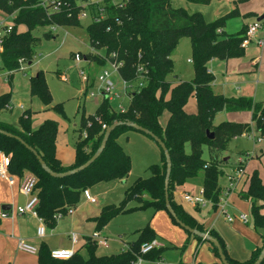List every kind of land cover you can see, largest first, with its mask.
I'll return each mask as SVG.
<instances>
[{
  "label": "trees",
  "instance_id": "trees-1",
  "mask_svg": "<svg viewBox=\"0 0 264 264\" xmlns=\"http://www.w3.org/2000/svg\"><path fill=\"white\" fill-rule=\"evenodd\" d=\"M0 0V14L12 16V29L3 36L0 50L1 68L7 71L20 69V59L32 62L35 45L41 39L34 34L38 27L52 25L76 27L81 25L80 14L90 10L93 20L87 25L89 44L92 49L84 57L88 62L96 61L104 65L110 59L122 61L120 77L137 89L124 110L116 109L105 95L94 114L81 117L80 136L75 143V159L65 165L57 156L56 141L59 123L56 119H46L37 128L33 127V110H25L18 118V125L0 121V128L22 138L34 148L47 165L56 172L72 170L91 158L99 148L106 128L118 121H134L149 129L166 144L172 159L169 182V199L178 218L191 228L208 232L222 245L227 260L231 264H253L262 246L254 250L249 259L239 261L229 255L226 243L218 231L209 229L175 201L174 190L188 181L201 180L204 197L214 207H218L221 197L220 176L224 173L223 153L229 142L236 136L250 133L253 125L249 122L224 120L214 123L216 115L223 111L252 112V122L264 137V102H257L248 96H225L212 88L214 75L209 72L212 59L227 60L242 57L245 48L241 46L248 25L232 34L224 31L229 18L240 16L239 4L249 0H231L234 7L228 13L208 21L201 12H190L183 7H172V0H100L84 4L88 0ZM190 3L207 5L211 0H187ZM56 3L58 8L54 9ZM103 9L104 17L94 20ZM249 15V14H248ZM25 27V30L21 28ZM54 34L45 31L42 37ZM191 39L194 78L189 81L172 83L169 75L174 72L172 58L182 37ZM104 49V55L97 53ZM115 54V56H113ZM143 83V85H140ZM145 83V85H144ZM31 96H38L46 105L52 103L50 90L43 71L30 78ZM191 97L196 99V112L186 111ZM12 93L0 95V113L11 105ZM59 114L64 113L63 104L52 105ZM167 111L166 125L160 121ZM136 130L125 124L117 126L111 133L102 154L82 171L65 177L51 176L41 166L37 156L16 137L0 132V153L10 155L8 174L23 175L32 172L37 177L36 190L39 197L37 212L50 228H54L58 218L76 206L81 194L102 181L120 180L127 177L132 168L131 156L119 142V136ZM213 133V137H209ZM84 133L86 136H84ZM151 137V136H150ZM152 138V137H151ZM153 139V138H152ZM154 140V139H153ZM159 145V144H158ZM187 146L190 152H187ZM160 147V145H159ZM209 149L210 158L204 159V148ZM161 150V162L149 166L150 176L137 178L126 190L119 203L102 207L94 218L96 231H101L116 215L130 211L128 203L135 199L139 208L152 206L156 211L165 210L166 157ZM252 201L251 219L258 229H264V183L258 170L250 176L249 187L242 193ZM170 214V213H169ZM173 222L177 223L170 214ZM198 239L203 238L192 234ZM156 238L154 229L147 224L137 231V238L126 249L117 254L98 255L97 240L87 236L85 243L75 250L69 259L51 256L50 248L42 243L37 251L38 264H131L140 254L141 246ZM264 244V236H263ZM212 250L219 257L217 248ZM164 248H156L148 256L161 259ZM184 264V263H182ZM215 264H223L220 262ZM261 264H264V260Z\"/></svg>",
  "mask_w": 264,
  "mask_h": 264
},
{
  "label": "crops",
  "instance_id": "crops-1",
  "mask_svg": "<svg viewBox=\"0 0 264 264\" xmlns=\"http://www.w3.org/2000/svg\"><path fill=\"white\" fill-rule=\"evenodd\" d=\"M213 1L215 0H211L209 5L212 4ZM227 1L231 7V11L234 7V4L231 0ZM93 2L96 1H87L84 2V4H90ZM217 4L219 5L220 2H218ZM238 8L240 11V16H238V18L242 19V25L240 29L244 24L248 25L249 27L255 21H261L263 23V27L257 31L255 38L246 47H244L245 54L242 57H234L227 60L214 58L209 62L208 70L214 75L215 78L214 82L212 83V88L216 93H221L228 97L248 96L252 97L257 102H264V44L260 45L257 42L258 38H264V0H249L240 3ZM85 12L88 16V11L85 10ZM198 12H202L204 14V8L200 7L198 9ZM81 14L80 19L82 18ZM14 17V15L6 17L0 14V21L3 20L7 24L12 22ZM214 18H218L217 15ZM53 26L54 25L50 26L45 31H51L53 34H56L57 31L63 28V26L58 25L59 27L54 30L52 28ZM21 30H25V27L21 28ZM224 31L226 32L225 29ZM65 34H68V32L65 31ZM90 51H92V49ZM82 56L83 55L80 54L75 55L76 58H81ZM173 57L174 55L172 56V58ZM83 59L85 58L83 57ZM32 62L24 61L21 64L19 70L14 72L8 71L6 78H4V81H6V84L8 85L3 84V87H1L3 88V91H0V94H2L1 92L12 93L11 105H9L6 109L13 111L17 106L21 109L19 116L27 109L32 110L30 105L27 106L28 102L30 103L32 96L30 93V80H26L27 78L24 77L26 75L21 76V72H19L18 74L17 72L22 68H25L24 63L31 65ZM188 62H192V60L188 58ZM1 66L2 65L0 63V70L2 69ZM174 76L177 80L172 83L189 81L179 78L178 74ZM193 76L190 80L194 78ZM67 78L68 77L64 75V79L67 80ZM19 88L21 89L22 93L19 91ZM242 113L244 114H237V116L235 117H230V114H227L226 116L228 120L252 123V131L245 134H252L254 137H256L257 135V141H261V143L264 142V137H262L259 130L254 127V123L252 122V112L246 111ZM35 116L36 115H32V120L35 118ZM40 116L43 117H41L37 126L34 123L35 119L33 120L34 128H37L44 120L52 119L49 118L50 116H46L45 114ZM0 121L10 123L15 126L18 125V122L16 123V121H12V119L9 121L7 118H2L1 116ZM60 129L61 128L59 124V131L56 141L57 156L65 165H69L72 162L73 155L71 156V158L65 159L63 155L58 154L59 146L61 145V138H59ZM62 137L65 138V135H63ZM78 140L79 137L74 142V145ZM62 147L63 150H69V148H65L64 146ZM260 147L262 149L260 148L261 152L259 154V157L260 160H263L264 146L261 145ZM73 150L75 152V146L73 147ZM247 154L248 153H245L243 154V156H240L245 158V161L243 163V174L236 180L235 185L231 187V180L228 179L224 183V185L220 184V202L225 205L224 212H222L219 208L220 204H218V207L216 208L209 200L207 204L203 206L205 208H209L207 213L204 212V208L201 205H193L192 203L184 200L185 193L192 194V192L198 189L200 194L201 190H203L201 180L188 181L183 185L177 186L174 190L175 201L181 204L186 209V211L192 214L199 222L205 224L206 227L218 231L226 243L229 255L239 261H246L247 259H249L252 252L263 245L264 236V229H258L252 223V201L250 199L244 198L242 194L249 187L250 176L253 171L258 170L259 175L264 183V176L260 172L256 160H254V155L251 154L250 157H246ZM226 166H228V163H225L223 169H225ZM231 170L232 171L230 174L235 175L237 173V166L231 167ZM233 170H235V173L233 172ZM132 173L133 161L131 171L125 178L127 179ZM10 177L0 176V264H38L37 251L42 243H45L50 248V250L55 248H73L77 250L85 243V238L87 236L94 237L95 235H99L101 238L102 230L96 231V222L94 220L93 234L87 235L86 231L82 230V224L85 223L87 217L95 218L96 216H98L102 208H100L97 215H93L96 213H93L92 211L90 213H87L86 211L81 210L77 204L76 206L72 207V212H70V208L66 213H71L72 215L69 222L65 223L62 218L64 215H61L58 218L56 226L54 228H50L44 221H41L39 217H36L30 213H20L18 211L19 207L24 206L27 203V201L29 200V196L22 193L20 189L22 176L15 174L11 175ZM123 180L124 178L122 180H115V184L107 186V189H105L104 193L110 194L113 198H119L120 202L123 199L122 196H124L127 188L129 187L127 183H121V181ZM97 187H100V189L102 190L104 186ZM113 190H116L118 194L113 192ZM89 194L91 196H94L90 193V191ZM86 198L88 199L90 204H95L97 202V199L96 202H92L87 196ZM111 200L112 199L109 197V199H107L105 202L111 204ZM261 212L264 213V207L262 208ZM4 213L6 214L5 216H3ZM154 213L155 219L150 226L156 233L155 239L159 240L163 244L164 251L161 259L166 264L170 263L164 257V253L168 248L171 247L178 249V251H182L179 254L180 260L177 262L178 264H215L220 262V257L215 255L212 250V244L209 241L203 239V241L199 242L197 238L190 236L188 234V230H186L182 226L174 224L175 222H173V220L165 214V210H155ZM242 214L246 215V217L248 218L247 221H243L240 218ZM91 215H93L94 217ZM42 224H44L45 226V232L43 235H39L38 228ZM78 230H81V233H79ZM74 234L77 235L78 238V242L76 244L72 241V236ZM20 242H24L25 244L33 246L34 248H36V250L34 252L27 251L20 247Z\"/></svg>",
  "mask_w": 264,
  "mask_h": 264
},
{
  "label": "rangeland",
  "instance_id": "rangeland-1",
  "mask_svg": "<svg viewBox=\"0 0 264 264\" xmlns=\"http://www.w3.org/2000/svg\"><path fill=\"white\" fill-rule=\"evenodd\" d=\"M90 1L92 0H88V2ZM93 1L98 2L99 0ZM218 2H220L219 5L217 4ZM171 5L172 7L176 8L183 7L190 12H197L200 7L204 8V14L202 12L201 13L208 21L215 19L214 17H216V15L217 17H220L221 15L228 13L231 9L227 0H215L210 5L194 4L188 2L187 0H172ZM87 11L88 16L81 18L80 26L63 27L50 38L42 37L43 32L47 29V27H38L35 29L33 31L34 34L41 39L35 45V55L33 57V62L31 65L24 63L25 68H22L17 72V74L21 72V76L26 75L24 76L27 78L26 80H30L31 76L36 75L39 71L44 72L50 90L52 103L46 105L38 96H32L30 103L28 102L27 106L30 105L33 110V115H36L34 118V123L36 126L38 125L41 117H43L40 115L43 114L46 116L48 115L50 116L49 118L56 119L58 121L61 128L59 137L61 138V145L59 146L58 154L63 155L65 159L71 158L73 155L72 162L70 164H72L75 159L73 147L74 142L78 139L80 134L79 128L81 117L83 114L86 116L94 114L96 108L104 96L101 90V82L98 79L99 75L104 70L112 71V66L109 62L101 65L96 61L88 62L87 60L83 59V57H79L80 59L75 57L76 54L84 56L91 50L86 28L87 25L92 22L93 15L91 14L90 10L87 9ZM241 25L242 19L233 17L227 20L224 29L227 33H235L240 29ZM65 31H67L68 34H65ZM104 52V49L97 51V53L101 55H104ZM173 55L174 73L169 75V80L171 82L176 81L177 79L174 75L177 74L181 79L190 80L194 75L193 62H188V58L192 59V45L190 37L184 36L181 38L180 43ZM82 69L85 71V74L88 77L87 82L82 80ZM7 72L8 71L6 69L0 70V91H3V88L1 87H3V84H6L4 78H6ZM64 75L68 77L67 80L64 79ZM112 80L115 85V94L110 95L111 104L118 110L127 108L130 102V95L135 91V89H137V85L133 84V86L130 88L125 89L124 80L117 72L112 74ZM19 91L21 92L20 88ZM92 92L94 93L93 95ZM1 93L4 94L5 92ZM56 103L63 104V114H59L54 109H52V105ZM185 109L189 113L196 112L195 97L190 98ZM20 110L21 109L17 106L13 111L4 109L1 111L0 116L2 118H7L9 121L12 119V121H16L17 123ZM242 112L246 111L229 112L223 110L216 115L214 123L218 124L224 120L232 121L228 120L226 116L227 114H230V117H235L237 114H244ZM168 117L169 113L165 111L160 117L161 123L166 125ZM63 135H65V138L62 137ZM256 138H258L257 135L254 137L252 134H243L236 136L229 142L227 151L223 153L224 162L228 163V166L225 167V172L219 178V183L221 185H224L227 179L230 180L229 176L231 175L230 173L232 171L231 167H235L238 158L243 156L245 153L254 155V160H256L260 172L264 176V158L263 160H260L259 157L261 152L260 146H264V142L261 143V141H257ZM119 141L123 148H125L124 150L131 155L133 161V173L127 179L124 178V180L121 181L122 184L127 183L128 186H130L135 181V179L139 177H149L151 174L149 166L154 163L161 162L160 147L158 143L148 134L139 130L131 129L122 133L119 136ZM62 146L69 148V150H63ZM186 149L187 152H190L189 146H187ZM203 157L204 159L210 158L209 149L207 147L204 148ZM233 172L235 173V170H233ZM112 184H115V180L102 181L89 189L90 193L97 199L95 204H90L85 196V193L83 192L81 194L78 207L87 213L92 211L93 213H96L93 215H97L100 208L109 204L105 202L107 199H109V197L112 199L111 201L113 203H119V198H113L110 194L104 193L105 189H107V186H111ZM97 186L104 187L101 190L100 187ZM113 192L118 194L116 190H113ZM192 194L198 196L199 190L196 189L194 192H192ZM123 197L124 196H122V198ZM139 205L140 204L137 200H131L127 205V207L131 208V210L116 215L102 229L101 238L106 239L109 245L107 247L98 245L96 251L98 255H112L119 253L122 251V249L127 248L129 242L131 243L137 238V231L139 229L144 228L147 224L152 225L155 219V209L152 206L139 208ZM203 208L204 212L207 213L209 208ZM165 212V214L169 216L170 219H172L170 214L167 211ZM71 217L72 215L69 213L65 214L62 218L66 223L70 221ZM93 220L94 218L87 217L85 223L82 224V230L86 231L87 235L94 233ZM174 224L180 226L178 223ZM78 232L81 233V230H78ZM181 252V250L178 251V249L171 247L165 251L164 257L170 264H178L177 262L180 260L179 254Z\"/></svg>",
  "mask_w": 264,
  "mask_h": 264
},
{
  "label": "built area",
  "instance_id": "built-area-1",
  "mask_svg": "<svg viewBox=\"0 0 264 264\" xmlns=\"http://www.w3.org/2000/svg\"><path fill=\"white\" fill-rule=\"evenodd\" d=\"M115 2H117L118 0H114ZM55 0H46L45 4L47 3H54ZM59 3H56L54 6V9L58 8ZM82 17H86L87 13L84 11L81 14ZM104 17V11L103 9L100 10V13L98 16L94 17V20H100L101 18ZM59 26L58 25H54L52 28L54 30H56ZM263 27V23L261 21H255L254 23H252L249 27L248 30L246 32L245 38L242 41L241 46L242 47H246L254 38L255 35L257 33V31L259 29H261ZM12 29V23H7L5 21H0V50H1V46H2V42H3V36L7 31H10ZM258 44L263 45L264 44V38H258L257 39ZM113 56H115V54H113ZM20 64H22L24 62L23 59L19 60ZM111 66H112V71L110 70H104L100 75H99V81L101 82V90L102 93L107 95L109 98H111L110 95H114V90H115V85L114 82L112 80V74L114 72L119 71V68L123 65L122 61L119 60H112L110 59L108 61ZM81 75H82V80L84 82H87L88 77L85 74L84 70H81ZM124 85H125V89L130 88L131 86H133L131 83H128L126 81H124ZM140 85H143V83H140ZM94 93L92 92V95ZM124 110V109H122ZM84 136H86V134L84 133ZM251 154H247L246 157H250ZM245 161V158L240 157L238 158L237 161V173L235 175H230V180H231V187H233L235 185V182L238 178L241 177V175L243 174V163ZM10 164V155L5 154L3 152L0 153V176L3 177H10V175L8 174V166ZM11 179V177H10ZM37 177L35 174H33L32 172L29 171H25L24 174L21 177V182H20V189L22 191V193H24L25 195L29 196V200L27 201V203L24 206H21L18 208V211L20 213H30L36 217H39L38 212H37V207L39 205V197L37 194V190H36V185H37ZM85 195L92 201V202H96V198L94 196H91L89 194L88 190L84 191ZM184 200L192 203L193 205H201L204 206L207 204L208 200L204 197L203 194V190H201L200 194L198 196H195L194 194H190V193H185L184 194ZM220 204V209L222 212L225 211V205L222 204V202L219 203ZM72 208L70 209V212H72ZM6 214L4 213L3 216H5ZM40 218V217H39ZM240 218L243 221H247L248 218L246 217V215L242 214L240 216ZM231 219V218H230ZM41 221H43L42 218H40ZM45 232V226L44 224H42L39 228H38V234L39 235H43ZM94 238L97 240V243L99 245H103V246H108V242L106 239L100 238L99 235H95ZM72 241L73 243H77L78 242V238L77 235H73L72 236ZM20 247L30 251V252H34L36 250V248H34L33 246H30L28 244H25L24 242H20ZM163 247V244L157 240V239H153L150 242H145L140 249V254L137 255V257L131 262V264H166L162 259H152L148 256V254L151 253V251H153L156 248H161ZM75 254V249H66V248H55L51 250V256L54 258H58V259H69L71 258L73 255Z\"/></svg>",
  "mask_w": 264,
  "mask_h": 264
},
{
  "label": "water",
  "instance_id": "water-1",
  "mask_svg": "<svg viewBox=\"0 0 264 264\" xmlns=\"http://www.w3.org/2000/svg\"><path fill=\"white\" fill-rule=\"evenodd\" d=\"M127 125L130 127L135 128L136 130L142 131L146 134H148L149 136H151L159 145L160 147L163 149L165 157H166V163H167V168H166V177H165V199H166V207L169 211V213L175 218V220L177 221V223L182 226L183 228H185L186 230H188L189 232H191L192 234H195L197 236L202 237L203 239H206L207 241H209L211 244H213L219 253V257L220 260L223 264H231L229 263V261L227 260V257L224 253V250L222 248V245L220 244L219 240L217 238H215L214 236H212L211 234H209L208 232H202L198 229L195 228H191L190 226L186 225L183 221H181L178 216L176 211L174 210V208L171 205L170 199H169V191H168V187H169V182H170V175H171V171H172V159H171V155L170 152L166 146V144L164 143V141L158 137L157 135H155L152 131H150L149 129L139 125L138 123L134 122V121H130V120H126V121H118V122H114L113 124L109 125L105 132H104V136L102 139V142L99 146V148L96 150V152L91 156V158L89 160H87L84 164L72 169V170H68L65 172H56L54 170H52L47 163L43 160V158L38 154V152L32 148L31 146H29L22 138L15 136L14 134L5 131L3 129L0 128V132L4 133L8 136L11 137H16L17 139H19L23 144L26 145V147L28 149H30L38 158L41 166L43 167V169L45 171H47L51 176L54 177H65L71 174H75L79 171L84 170L85 168H87L89 165H91V163H93L103 152L104 148L106 147V144L108 142V139L111 135V133L113 132V130L119 126V125ZM209 137H213V133H209ZM227 159V158H225ZM264 260V244L262 247V250L258 256V258L255 260V262L253 264H261L262 261Z\"/></svg>",
  "mask_w": 264,
  "mask_h": 264
}]
</instances>
